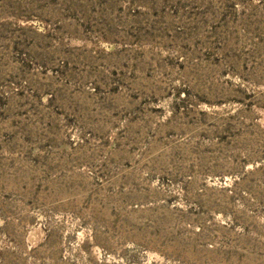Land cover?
<instances>
[{"label":"rangeland","instance_id":"rangeland-1","mask_svg":"<svg viewBox=\"0 0 264 264\" xmlns=\"http://www.w3.org/2000/svg\"><path fill=\"white\" fill-rule=\"evenodd\" d=\"M0 264H264V0H0Z\"/></svg>","mask_w":264,"mask_h":264}]
</instances>
